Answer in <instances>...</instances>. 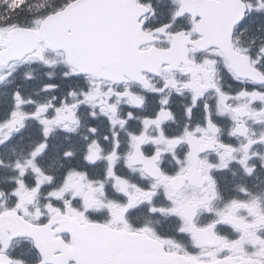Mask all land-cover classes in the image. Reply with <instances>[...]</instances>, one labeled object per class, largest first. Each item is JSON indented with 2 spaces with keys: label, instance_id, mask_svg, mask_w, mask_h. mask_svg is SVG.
Returning a JSON list of instances; mask_svg holds the SVG:
<instances>
[{
  "label": "snow or ice",
  "instance_id": "snow-or-ice-1",
  "mask_svg": "<svg viewBox=\"0 0 264 264\" xmlns=\"http://www.w3.org/2000/svg\"><path fill=\"white\" fill-rule=\"evenodd\" d=\"M0 264H264V0H0Z\"/></svg>",
  "mask_w": 264,
  "mask_h": 264
}]
</instances>
